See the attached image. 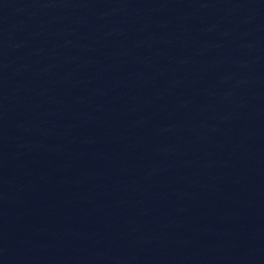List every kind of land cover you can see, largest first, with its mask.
I'll list each match as a JSON object with an SVG mask.
<instances>
[{
  "label": "water",
  "instance_id": "obj_1",
  "mask_svg": "<svg viewBox=\"0 0 264 264\" xmlns=\"http://www.w3.org/2000/svg\"><path fill=\"white\" fill-rule=\"evenodd\" d=\"M0 264H264V0H0Z\"/></svg>",
  "mask_w": 264,
  "mask_h": 264
}]
</instances>
